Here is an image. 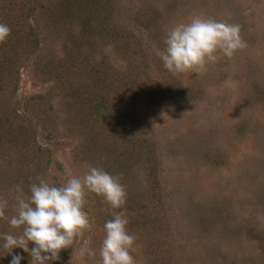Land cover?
Listing matches in <instances>:
<instances>
[{
  "label": "rangeland",
  "instance_id": "obj_1",
  "mask_svg": "<svg viewBox=\"0 0 264 264\" xmlns=\"http://www.w3.org/2000/svg\"><path fill=\"white\" fill-rule=\"evenodd\" d=\"M119 1L127 14L126 42L94 38L89 58L107 61L119 75L133 74L131 89L119 93L127 98H113L124 88L118 80L111 85L112 98L105 99L113 117L100 133L68 135L75 118L60 127L69 117L67 104L48 77L36 74L39 49L25 51L3 77L0 114L21 119L22 133L29 129L25 117L33 124L29 146L39 152L32 176L60 186L82 176L85 163L119 176L127 191V228L136 237L131 253L136 264H264V0ZM197 15L239 24L247 48L232 58L221 56L202 75H174L156 50L165 48L173 26ZM126 44L132 54L124 53ZM83 74L67 81L87 90ZM38 95L48 103L31 98ZM36 102L45 112L51 108L59 131L47 135L29 114ZM97 137L113 149L93 152ZM17 195L0 192L9 204ZM84 210L92 228L49 264H100L103 226L114 210L91 192ZM89 249L96 255L89 256Z\"/></svg>",
  "mask_w": 264,
  "mask_h": 264
},
{
  "label": "trees",
  "instance_id": "obj_2",
  "mask_svg": "<svg viewBox=\"0 0 264 264\" xmlns=\"http://www.w3.org/2000/svg\"><path fill=\"white\" fill-rule=\"evenodd\" d=\"M122 12L119 0H0V23L6 24L11 29L7 42L0 45V94L6 89L3 77L5 78L8 71L22 62L23 53L39 49V53L43 54L37 57L36 63L34 61L36 74L48 77L52 90L62 91V98H65L67 104L66 111L69 117L66 121H60L62 123L60 127L64 128L72 122V118H75L77 123L73 127L68 125L70 127V132L66 131L68 135L100 133V127L106 123L105 120H112L113 117L112 106H108L105 99L112 98L109 91L111 85L118 80L117 82L121 83L120 87L124 88L123 91L121 89V92L114 94L113 98H127L120 97L119 93L123 95L125 89H131L133 74L119 75L115 70L112 72L109 69L107 61H93L89 57L94 51V38L100 39L105 44L126 42L125 36L122 35V30L125 29L122 23L124 24L127 14L125 17ZM144 17L142 16V21ZM124 48L125 54H132L127 44ZM90 63L91 65L87 66ZM78 71L84 72L83 75L88 79L87 90L83 88L84 84L81 82L77 86L67 81L71 74ZM8 85L10 86V83ZM8 89L6 98L13 93V86ZM31 98L35 101H47L39 95ZM36 103L33 108L31 106L29 114L43 127L47 135H51L53 130L59 131L56 129L60 127H57L55 122L53 125L51 108L48 107L49 112H45L44 104ZM38 105L42 108L38 109ZM126 113L127 111H124L123 115L125 116ZM25 119L28 121L25 131L29 128L30 132L27 130L26 133H22L21 119L15 115L7 116L4 112L0 114V192L2 194L17 191L19 186L20 189L27 190L30 195L28 182L37 183L32 176V166L35 159L34 152H39V148L30 149V140L33 141L31 132H34L30 127L33 124L30 119L26 117ZM97 139L98 141L92 142L91 145L94 146L93 152L113 149L108 143L104 145L101 138L97 137ZM99 141L101 144H96ZM9 205L6 215L10 218L15 213L11 210L12 204ZM125 207L127 209V204ZM3 222L8 227L0 224V233L17 234L6 221ZM3 244L4 240L0 237V264H12L13 255L23 257L20 264H31L30 255L23 249L14 248L12 253L8 254ZM29 248H32L30 243Z\"/></svg>",
  "mask_w": 264,
  "mask_h": 264
},
{
  "label": "clouds",
  "instance_id": "obj_3",
  "mask_svg": "<svg viewBox=\"0 0 264 264\" xmlns=\"http://www.w3.org/2000/svg\"><path fill=\"white\" fill-rule=\"evenodd\" d=\"M11 29L0 23V45L7 42ZM165 48L157 49L156 55L163 66L172 74H198L207 71L208 65L216 63L221 56L232 58L236 52L247 48L241 36V26L218 21L213 17L194 16L187 23L173 26L164 41ZM82 176H71L66 183L55 186L43 178L30 185V195L25 198L17 186L18 195L6 215L9 201L0 196V220L6 221L17 234L0 233L3 248L8 254L14 248H21L31 257V264H49L58 261L60 252L72 248L75 240L92 224L84 210L86 193L91 192L103 198L114 210L104 224L105 236L99 255L100 264H136L131 254L136 237L127 228L125 205L127 191L119 176L85 163ZM123 209V210H121ZM34 247L29 248V243ZM89 256L95 251L89 249ZM20 255H13L12 264H20Z\"/></svg>",
  "mask_w": 264,
  "mask_h": 264
}]
</instances>
